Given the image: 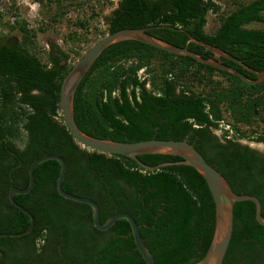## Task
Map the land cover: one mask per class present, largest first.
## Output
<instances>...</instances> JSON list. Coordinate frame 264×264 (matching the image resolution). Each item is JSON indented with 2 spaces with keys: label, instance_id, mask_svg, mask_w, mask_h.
<instances>
[{
  "label": "trees",
  "instance_id": "1",
  "mask_svg": "<svg viewBox=\"0 0 264 264\" xmlns=\"http://www.w3.org/2000/svg\"><path fill=\"white\" fill-rule=\"evenodd\" d=\"M35 1L54 5L49 18L57 21L65 13L64 3L79 5L82 0ZM209 12L218 16L211 33L204 30ZM104 21V29H95L100 36L157 25L147 32L173 45L186 44L249 79L254 74L240 64L186 43V33L250 69L264 68V0H232L223 12L214 0H117ZM73 25L78 32L70 30L65 36V42L71 41L69 52L48 42L42 58L34 28L15 15L4 33L0 13V232H19L29 223L8 202L9 186L25 187L30 162L57 154L65 161L62 189L95 201L100 222L127 212L155 264L197 261L209 244L214 217L202 177L184 164L146 170L126 156L89 150L63 124L59 86L71 66L68 54L79 57L80 44L87 42L86 21L77 18ZM73 117L79 129L93 137L192 143L235 193L258 198L264 217V152L240 142L264 143V81L248 84L190 57L123 40L104 48L77 85ZM136 157L148 166L180 160L168 154ZM58 170L53 159L36 164L31 189L13 195L34 222L22 236L0 237V264H145L125 219L98 230L87 204L57 194ZM222 264H264V226L255 221L254 204L248 200L233 204V227Z\"/></svg>",
  "mask_w": 264,
  "mask_h": 264
},
{
  "label": "water",
  "instance_id": "2",
  "mask_svg": "<svg viewBox=\"0 0 264 264\" xmlns=\"http://www.w3.org/2000/svg\"><path fill=\"white\" fill-rule=\"evenodd\" d=\"M156 26L145 27H132L121 28L112 32H107L95 41L89 48H87L70 66L66 74L63 76L59 86V107L60 116L67 131L71 134L73 139L81 146L89 150L108 153L120 154L133 159L143 169L153 170L166 164H184L192 167L205 181L211 199L213 202V229L210 237L209 244L203 256L197 261L188 264H222L224 254L226 252L232 227H233V204L236 201L248 200L254 204V219L255 221L264 226V217L261 215V205L258 198L252 194H237L235 193L227 180L220 174L214 167L205 161L203 156L195 149L192 143L184 139H157L149 138L136 141H120L110 138L93 137L84 133L76 125L73 117V96L77 85L93 64L94 60L100 52L108 45L123 40H134L140 43L155 47L171 54L179 56H187L197 63L211 66L215 69L222 70L239 77L243 82L248 84H258L264 81V68L261 70H253L245 66L240 60L228 54L224 50L217 48L209 43L187 34V42H193L203 48L221 56L225 59L231 60L240 64L248 71L254 74V78L249 79L237 69H234L222 62H219L211 57H204L184 46L173 45L165 40L157 38L147 32L150 28ZM181 30V29H178ZM60 54V53H58ZM64 61L62 60L61 63ZM141 154H168L180 158L178 161L160 162L154 166L143 164L137 159V155ZM53 159L59 163V170L55 179V190L58 195L65 199L75 201L78 203L87 204L90 208L91 221L93 226L98 230H106L109 228L116 219L123 218L127 221L130 228L131 238L135 249L141 256L145 264H155L154 258L149 249L143 243L138 225L132 215L127 212H116L108 216L103 222L99 221V208L95 201L85 196H78L64 191L61 187V182L65 173V161L57 154H44L32 160L27 168V184L23 188H18L11 185L8 188L7 197L8 201L15 208L24 213L29 223L26 228L19 232H0L1 236L19 237L29 232L31 229L34 218L31 213L23 206L14 201V194H24L28 192L33 185V168L36 164ZM3 253L0 250V260Z\"/></svg>",
  "mask_w": 264,
  "mask_h": 264
},
{
  "label": "rangeland",
  "instance_id": "3",
  "mask_svg": "<svg viewBox=\"0 0 264 264\" xmlns=\"http://www.w3.org/2000/svg\"><path fill=\"white\" fill-rule=\"evenodd\" d=\"M214 2L219 6L220 12L228 10L232 4V0H214ZM116 3L117 0H82L79 5L73 3L68 5L64 3L65 13L57 21H52L49 15L55 11L56 7L54 5L44 7L35 0H0L3 32H8V25L14 21V16L18 15V19H23L29 28H34L36 43L39 48H41V57L44 58L48 42H53L60 50L69 52L68 46L71 45V41L68 40L65 42V36L70 30L78 32L73 22L77 18L83 19L87 24V30L83 31V34L86 35L87 42L83 45L80 44V54H82L101 37L95 29L105 28V17L109 15L110 11L116 6ZM217 17L216 14L211 12L207 14L206 24L204 26L205 32L211 33L214 30L217 25ZM251 27L263 28V26L259 24H252ZM36 29H38V31H36ZM11 35L18 37L19 34L17 31H13ZM83 42L84 41H82V43ZM68 56V60L71 64L78 58L72 53H69ZM214 132L219 134L220 130H214ZM240 142L260 152H264V143L243 139H241Z\"/></svg>",
  "mask_w": 264,
  "mask_h": 264
},
{
  "label": "flooded vegetation",
  "instance_id": "4",
  "mask_svg": "<svg viewBox=\"0 0 264 264\" xmlns=\"http://www.w3.org/2000/svg\"><path fill=\"white\" fill-rule=\"evenodd\" d=\"M55 54H56V56H58V57H61V53L60 52H54ZM58 53H60V54H58ZM215 133V132H214ZM10 187V186H9ZM8 192V191H7ZM7 200H8V197H7ZM9 202V201H8ZM10 203V202H9ZM3 258V257H2Z\"/></svg>",
  "mask_w": 264,
  "mask_h": 264
}]
</instances>
